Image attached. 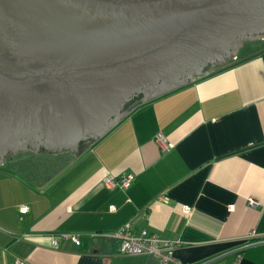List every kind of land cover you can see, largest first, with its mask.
<instances>
[{
	"label": "crops",
	"instance_id": "crops-1",
	"mask_svg": "<svg viewBox=\"0 0 264 264\" xmlns=\"http://www.w3.org/2000/svg\"><path fill=\"white\" fill-rule=\"evenodd\" d=\"M236 47L75 154L0 150V264H159L93 243L126 222L174 244L166 264H264V35Z\"/></svg>",
	"mask_w": 264,
	"mask_h": 264
},
{
	"label": "water",
	"instance_id": "water-1",
	"mask_svg": "<svg viewBox=\"0 0 264 264\" xmlns=\"http://www.w3.org/2000/svg\"><path fill=\"white\" fill-rule=\"evenodd\" d=\"M262 34L264 0H0V150H75Z\"/></svg>",
	"mask_w": 264,
	"mask_h": 264
},
{
	"label": "built area",
	"instance_id": "built-area-1",
	"mask_svg": "<svg viewBox=\"0 0 264 264\" xmlns=\"http://www.w3.org/2000/svg\"><path fill=\"white\" fill-rule=\"evenodd\" d=\"M133 175H123L121 177H113L106 175L103 182L107 187L120 185L123 188L129 186L133 180ZM250 205H255V201L248 199ZM115 241L116 251L121 254H147L156 258L159 264H166L173 259L174 244L171 241L163 239L156 232H150L146 229L134 231L131 223L126 222L119 229L110 234ZM61 237H69L75 243H79L77 234H62ZM52 243L56 244L57 239H52Z\"/></svg>",
	"mask_w": 264,
	"mask_h": 264
},
{
	"label": "flooded vegetation",
	"instance_id": "flooded-vegetation-1",
	"mask_svg": "<svg viewBox=\"0 0 264 264\" xmlns=\"http://www.w3.org/2000/svg\"><path fill=\"white\" fill-rule=\"evenodd\" d=\"M212 65V63L211 62H208L207 63V65H206V67H208L209 65ZM142 97V95L140 94V95H137V97L136 96H131L129 99H128V101L124 104V107H127V106H129L133 101H135V99L136 98H141ZM21 133V132H20ZM18 134V135H14V136H16V144H18L19 142H20V140L23 138V140H26V147H27V149H34V146L30 143V141L28 140V134H27V132H25V131H23V133L22 134ZM87 137V136H86ZM86 137H84V138H82V139H80L79 140V143H78V145L76 146V147H83V144L85 143V141L87 140V139H89V137L86 139ZM18 139H20V140H18ZM90 140V139H89ZM38 145H41V144H38ZM18 146V145H17ZM8 150H9V152H11V150L9 149V148H7ZM37 149V148H36ZM38 149H39V147H38ZM20 150V149H19ZM64 151H66V152H68V153H70V154H75V153H77L79 150H77V149H71V148H64L63 149ZM42 151H45V152H48V153H50V152H53V151H48V150H45V148H43L42 147V149H41V147H40V149L39 150H37V152H42ZM53 153H55V152H53Z\"/></svg>",
	"mask_w": 264,
	"mask_h": 264
},
{
	"label": "rangeland",
	"instance_id": "rangeland-1",
	"mask_svg": "<svg viewBox=\"0 0 264 264\" xmlns=\"http://www.w3.org/2000/svg\"><path fill=\"white\" fill-rule=\"evenodd\" d=\"M202 72H203L202 74H204V73L206 72V68H203V69H202ZM91 141H92V140L87 139L83 145H85V144H87V143H89V142H91ZM40 147H41V149H42L43 146H39V149H40ZM43 148H44V147H43ZM39 149H38V148L35 149V150L32 149V151H37V150H39ZM80 149H81V147H77V150H80ZM44 167H45V166H44Z\"/></svg>",
	"mask_w": 264,
	"mask_h": 264
}]
</instances>
